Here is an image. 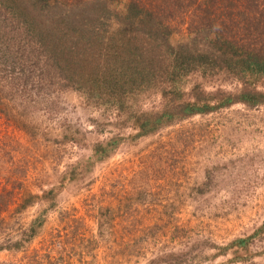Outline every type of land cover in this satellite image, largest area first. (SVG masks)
I'll return each mask as SVG.
<instances>
[{"label": "rangeland", "instance_id": "374dc122", "mask_svg": "<svg viewBox=\"0 0 264 264\" xmlns=\"http://www.w3.org/2000/svg\"><path fill=\"white\" fill-rule=\"evenodd\" d=\"M33 19L17 0H0V30L12 32L21 48L34 43L50 56L51 34L37 41L32 26L41 25ZM100 26L107 31L110 23ZM123 28L120 37L132 30L136 42L124 48L122 42L89 44L90 56L102 55L103 61L90 72L93 79L101 77L94 95L90 85L77 89L79 79H69L81 65L64 53L50 66L53 80L39 88L27 91L13 84L11 73L0 74L4 92L16 96L11 109L37 128L33 137L0 118V170L10 173L27 164L26 183L42 194L59 187L70 165L89 161L97 143L135 135V118L163 110L165 95L191 102L200 91L264 92L259 77L219 65L203 69L207 42H186L179 49L182 36L153 42L146 29ZM6 41L0 37V43ZM215 53L219 56L213 49L207 57ZM23 56L15 67L35 71L41 57ZM141 170L147 171L140 175L147 185L137 195L129 182ZM15 208L0 216V247L19 240L39 217L46 223L22 250H0V264H226L235 252L223 256L220 248L253 235L264 223V106L238 104L177 122L137 145L125 140L109 160L63 190L54 205L41 202L22 214ZM251 251L254 264H264V242L256 241Z\"/></svg>", "mask_w": 264, "mask_h": 264}, {"label": "trees", "instance_id": "16d2710c", "mask_svg": "<svg viewBox=\"0 0 264 264\" xmlns=\"http://www.w3.org/2000/svg\"><path fill=\"white\" fill-rule=\"evenodd\" d=\"M22 10L33 16L37 29L32 26L33 35L37 41H44L51 34L50 42L55 57H45L41 48L31 43L26 48L15 40L13 33L0 30V37L7 39L0 43V74H9L16 87L27 89L39 88L53 80V69L50 68L58 55H63L71 62L76 60L80 70H72L69 79H79L77 89L83 90L90 85L93 95L95 87L100 82V75L93 79L90 72L103 64L101 56H90L92 49L89 44L104 46L107 42H122L119 46L126 47L127 42H136L135 33L128 31L125 35L123 27L139 31L146 29L153 42H171L173 36H182L179 49L188 47L186 42H207L201 51L202 68H216L233 72L239 76L264 80V0H17ZM22 13V12H21ZM22 16V14H21ZM110 23L109 30L102 29L100 24ZM135 26V27H134ZM53 32L55 35H53ZM213 49L219 53L215 56ZM31 55L41 60L35 71L16 68L18 55ZM24 57V56H23ZM108 57V55H107ZM28 58V57H27ZM58 59L60 57H57ZM17 59V61H16ZM39 60V57H37ZM47 59V60H46ZM32 63L31 59H27ZM65 63H68L64 60ZM49 63V64H48ZM215 70V69H214ZM99 71V70H98ZM90 74V77L87 75ZM86 79L90 80L89 84ZM23 81V82H22ZM15 82V83H14ZM22 82V83H21ZM2 83V82H0ZM50 85V84H49ZM60 86V84H58ZM70 86V84H68ZM46 86V85H45ZM0 84V118L14 124L19 131L30 136L37 135V128L22 120L20 112L11 109L10 103L16 96L7 94ZM18 95V94H17ZM11 97V98H10ZM166 105L160 112L140 114L135 118L137 133L130 137H113L104 143H97L92 158L70 165L62 176L59 187L36 194L26 183V166H20L13 172L0 170V216L9 212L15 206V214H22L35 207L38 203L54 205L61 192L71 184L89 176L97 166L109 160L125 140L133 145L147 137L157 135L162 129L174 126L175 123L188 118L207 115L220 110L243 104L249 108L264 106V92L257 89L243 88L238 93L224 91L207 93L200 91L195 101L180 102L165 95ZM7 107V109L5 108ZM11 110H9V108ZM147 171L141 170L131 178L129 186L134 192L147 182L140 180ZM145 191L137 192L141 195ZM17 201L19 203L17 204ZM101 210L100 216H106ZM46 223L44 216L35 220L29 228L22 232L16 242L1 246L0 250L20 251L26 244L36 238ZM256 241L264 242V223L253 235L239 238L230 245L222 247L221 255L226 256L228 250H234L236 258L226 264H254L252 246ZM243 252V253H242ZM264 255V254H263ZM263 257V256H257Z\"/></svg>", "mask_w": 264, "mask_h": 264}]
</instances>
